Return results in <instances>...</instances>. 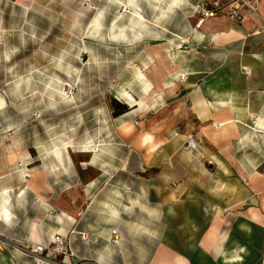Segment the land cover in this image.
Returning a JSON list of instances; mask_svg holds the SVG:
<instances>
[{"label": "crops", "instance_id": "obj_1", "mask_svg": "<svg viewBox=\"0 0 264 264\" xmlns=\"http://www.w3.org/2000/svg\"><path fill=\"white\" fill-rule=\"evenodd\" d=\"M18 1L10 5L29 10V1ZM256 4L257 16L250 14L237 23L217 15L199 26L190 9L181 11L182 18L171 9L178 23L154 28L132 45L140 52L132 63L144 74L135 77L137 82L142 79L143 86L138 96L131 94L135 103L109 121L110 136L102 138L107 131L99 129L98 141L83 139L88 149L95 143L97 156L88 155L87 149L79 152L78 144L69 141L72 162L65 158L64 149L63 164L57 162L54 144L44 145L43 133L26 134L13 125L16 120L9 117L15 112L14 97L9 85L1 86L0 81V238L7 245L0 248L4 256L0 264H34L17 246L47 243L59 230L68 236L74 256L55 255L56 262L49 264H123L124 230L130 222L113 213L132 209L128 203L115 204L119 200L105 194L113 179L125 176L134 181L131 207L151 215L135 225L149 227L142 230L141 264H264V131L244 129L253 128L249 124L256 116L264 117V30L259 31L264 0ZM5 6L0 0V28L5 25ZM177 48L181 51L172 56L170 52ZM149 85L161 96H154L151 105L139 106ZM224 115L235 125L227 134L213 126ZM124 123L133 126L130 132L121 129ZM145 133L150 143H142ZM189 134L196 137L197 147L187 151ZM108 145L115 154L110 161L104 156ZM213 156L223 160L226 173ZM46 168L52 174L45 173ZM151 169L156 172L150 174ZM229 173L234 178L225 179ZM213 177L226 181V197L223 190L212 193ZM58 180L67 186L58 187ZM256 200L262 210L259 220ZM241 224L248 226V232L240 229ZM112 227L117 228V244L110 242ZM236 244L247 249L245 259L222 261L224 247Z\"/></svg>", "mask_w": 264, "mask_h": 264}, {"label": "rangeland", "instance_id": "obj_2", "mask_svg": "<svg viewBox=\"0 0 264 264\" xmlns=\"http://www.w3.org/2000/svg\"><path fill=\"white\" fill-rule=\"evenodd\" d=\"M2 1L8 6L4 12L5 25L0 28V81L1 86L9 85V93L16 105L9 118H14L13 125L26 134L43 133L44 145L71 141L78 144L75 149L81 150L79 152L88 149L83 146V139L90 137L91 141H98L99 129L107 131L102 138L111 135L109 121L119 118L130 104L124 91L138 96L142 89V79L137 82L135 78L138 66L132 63L138 60L140 52L132 50L131 46L145 39L154 28L167 27L180 20L172 15V10L166 17L155 19L152 12L157 0H132L149 23L140 33L115 37L111 35L114 23H129L128 13L119 3H127V0H19L18 3H31L29 10L25 11L10 5L11 1L17 0ZM190 2L192 0H184L178 9L175 6L172 9L178 10L182 18L181 11L189 9ZM153 22L159 27L152 26L150 23ZM249 125L254 127L255 123L252 121ZM240 126L244 128V125ZM244 129L246 132L255 130ZM252 143L256 147L259 145V141ZM104 151L108 161L115 156L110 145ZM64 156L67 158L65 153ZM43 157L45 161L49 160L47 153ZM237 159L244 160L242 157ZM205 163L210 164L208 168L213 172L211 162L206 159ZM50 171L46 168L45 173L52 174ZM155 172L150 170V174ZM73 177L79 179L78 173L73 172ZM224 177L234 178V174ZM60 183L58 180V187L64 184ZM133 185L134 181L127 176L115 178L105 194L112 201L119 200L115 204L123 206L128 203L132 209L113 213V216H123L126 223L130 222L124 230L126 255L124 259L121 257L123 264L142 263L140 247L145 245L142 230L149 227L137 228V223H141L137 220L151 217L149 211L140 213L131 207ZM51 188L53 185L49 186ZM244 209L246 214L247 206L244 205ZM255 210L257 215L262 211L258 200L255 201ZM260 217L258 215L257 219ZM112 229L117 230L116 227ZM152 243L153 240L149 239V244ZM149 244L146 242V246ZM4 246L7 245L0 238V248L4 249Z\"/></svg>", "mask_w": 264, "mask_h": 264}, {"label": "bare ground", "instance_id": "obj_3", "mask_svg": "<svg viewBox=\"0 0 264 264\" xmlns=\"http://www.w3.org/2000/svg\"><path fill=\"white\" fill-rule=\"evenodd\" d=\"M164 2V3H163ZM120 6H122V10L127 12V20H129L128 25H126L125 23H121V24H117L114 23V25L112 26V33L111 35L117 37L118 35H124V36H130L132 34H137L140 33L142 29L146 28V24L149 23L147 22V20L144 18V16L142 14H140L139 11H137L136 7L134 6V4L132 3V0H127V3L124 2H119ZM184 0H157L156 2L153 3V17L155 19H161L166 17V14L171 11L172 7L176 6L177 4H183ZM157 4V5H155ZM161 4H164L161 6ZM152 26H157L154 22L150 23ZM115 28V29H114ZM181 50L179 48H177L175 50V52H170V54L172 56H174L175 54H177L178 52H180ZM136 74L138 76H141L142 78H144V74L142 73V71L138 68L136 71ZM60 93V92H59ZM61 94V93H60ZM125 96L127 97L129 103L134 104L135 100L133 99V97L127 92L124 91ZM154 96H161V93H159L157 90H154L150 85L148 87L145 88V93L143 92L142 97L139 100L138 105L141 106L142 104H149L151 105L152 101L151 99ZM69 100H65V102H69ZM150 101V103H148ZM220 104H222L223 106L229 107V104H227V102H219ZM3 104V99L0 96V106ZM150 108V107H149ZM231 109V108H230ZM255 125L253 128L255 129H261L264 131V117L262 116H256L255 118ZM215 123H214V128L216 131L220 132H224V133H228V130L230 128H233L234 125V120H232L228 115H224V116H220V118L215 119ZM133 126L129 123H124V125L121 127V129L125 132H130L132 130ZM141 141L142 143L146 142H151V138L148 134H143L141 136ZM54 148H52V153L54 155V157L56 158L57 162H59L60 164H63V159L64 156L62 154V149H64V152L66 154V156L68 157L69 162H72L71 156L70 154V142L69 141H65V140H61L60 144H55L53 146ZM95 147H97L95 145V143L92 145V147H90L91 149H87L85 152L88 155H93V156H97L94 152L98 151ZM95 149V150H94ZM99 151L103 152L101 149H99ZM215 164H217V167L222 169L223 172H227V168L225 166V163L223 162V160L219 159L217 156H213L212 157ZM126 167V166H125ZM212 184L213 186L211 187V191L212 193L215 195L216 192L219 195L220 192H222L221 190H223L224 195L226 193H228L229 190V186L226 184V181L224 179L221 178V180H219L217 177L216 179H214V177L212 178ZM227 195H225L224 197H226ZM262 208H264V201L261 203ZM211 207V205H209V208ZM63 216H65L68 220L72 221L71 217L63 214ZM58 220L61 221V217H58ZM240 229L247 231L249 228L247 225L245 224H241ZM59 234H61L63 236V232L59 230L58 231ZM248 232V231H247ZM247 254V249L242 246V245H234V246H230L227 245L224 247L222 254H221V260L222 261H227L228 263H234V262H242L245 259V255ZM4 256L2 254H0V262L3 261Z\"/></svg>", "mask_w": 264, "mask_h": 264}, {"label": "built area", "instance_id": "obj_4", "mask_svg": "<svg viewBox=\"0 0 264 264\" xmlns=\"http://www.w3.org/2000/svg\"><path fill=\"white\" fill-rule=\"evenodd\" d=\"M189 9L192 16L196 17V25H200L205 19L225 15L232 22H240L250 14L258 15L259 7H257L256 0H195L190 2ZM259 31L264 30V20L259 18ZM184 76H181L183 79ZM7 140V139H6ZM197 147V139L191 134L187 136L184 149L195 150ZM110 242L117 244L119 235L117 230L112 229L110 232ZM20 254L27 256L33 260L34 264H49L56 262L55 255L62 257H73L74 254L70 249V242L68 236H63L59 233L53 234L47 243H30L19 244L17 246ZM58 262V261H57ZM59 263V262H58ZM63 264V263H59ZM65 264V262H64Z\"/></svg>", "mask_w": 264, "mask_h": 264}]
</instances>
